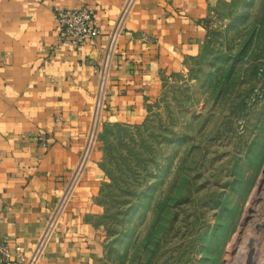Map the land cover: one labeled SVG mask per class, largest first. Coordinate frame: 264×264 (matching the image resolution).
Instances as JSON below:
<instances>
[{
  "label": "rangeland",
  "instance_id": "rangeland-1",
  "mask_svg": "<svg viewBox=\"0 0 264 264\" xmlns=\"http://www.w3.org/2000/svg\"><path fill=\"white\" fill-rule=\"evenodd\" d=\"M205 27L142 117L104 109L83 150L67 198L99 173L103 264L264 262V0H225Z\"/></svg>",
  "mask_w": 264,
  "mask_h": 264
},
{
  "label": "crops",
  "instance_id": "crops-1",
  "mask_svg": "<svg viewBox=\"0 0 264 264\" xmlns=\"http://www.w3.org/2000/svg\"><path fill=\"white\" fill-rule=\"evenodd\" d=\"M224 1L133 2L111 63L106 121L142 117L163 78L198 55L205 23ZM129 2L0 0V246L10 264H27L62 202L38 264H103L99 173L90 166L65 197L92 126L95 69ZM85 5L101 36L57 49L56 12Z\"/></svg>",
  "mask_w": 264,
  "mask_h": 264
},
{
  "label": "built area",
  "instance_id": "built-area-1",
  "mask_svg": "<svg viewBox=\"0 0 264 264\" xmlns=\"http://www.w3.org/2000/svg\"><path fill=\"white\" fill-rule=\"evenodd\" d=\"M128 12L129 6H126L109 36L102 59L95 69L98 80V91L95 100L92 126L86 143V145H88L87 148L92 142V138L94 137L101 121L102 112L105 109L108 83L111 72V63L118 46V41L120 35L122 34L125 18ZM55 21L57 24V49L68 47L73 50H78L84 44L91 43L94 39L98 38L102 34L95 10L90 6L85 5L78 8L58 10L55 14ZM66 198L67 196L65 199ZM63 205L64 203L62 202L61 206L57 209L49 229L40 240L35 252L27 261V264H38L39 259L42 256L46 244L50 238L53 225L57 220L58 214L60 213ZM9 260V252L5 247L0 246V262L3 264H10Z\"/></svg>",
  "mask_w": 264,
  "mask_h": 264
},
{
  "label": "bare ground",
  "instance_id": "bare-ground-1",
  "mask_svg": "<svg viewBox=\"0 0 264 264\" xmlns=\"http://www.w3.org/2000/svg\"><path fill=\"white\" fill-rule=\"evenodd\" d=\"M253 204H254V203H253ZM253 204H252V207H253ZM254 245H255V244H254ZM247 246H248V245H247ZM250 246H252V245H250ZM258 246H259V245H258ZM263 246H264V245H263ZM248 248H249V247H248ZM254 248H255V246H254ZM262 248H263V247H262ZM262 248H261V251H259V256L262 254V255H261V256H262L261 259L264 258V252H263ZM260 252H261V253H260ZM246 253L249 254L248 251H247V252H245L244 256H246ZM244 256H243V257H244ZM250 262H251V261H250ZM251 264H252V263H251ZM254 264H264L263 259H262V262H261L260 260H258L257 262L255 261Z\"/></svg>",
  "mask_w": 264,
  "mask_h": 264
}]
</instances>
